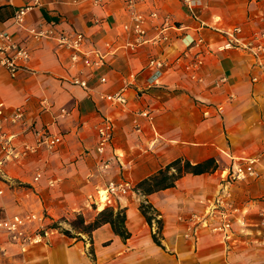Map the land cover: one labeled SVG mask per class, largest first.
I'll list each match as a JSON object with an SVG mask.
<instances>
[{"label": "crops", "instance_id": "crops-1", "mask_svg": "<svg viewBox=\"0 0 264 264\" xmlns=\"http://www.w3.org/2000/svg\"><path fill=\"white\" fill-rule=\"evenodd\" d=\"M194 1L190 6L186 0H143L140 8L156 10L160 18L133 52L120 48L134 39L124 30L130 14L123 0L101 6L88 0H0V30L31 49L27 67L16 76L0 66V100L8 113L18 105L27 109L24 120L6 122L4 131L17 135L14 152L25 143L36 145L39 129L61 136L54 149L42 144L24 157L11 155L1 167L0 218L34 211L45 221L32 228L53 230L43 243L25 249L0 230V264H264L259 217L264 209V62L243 47L226 46L232 38L225 33L242 25L240 37L246 40L263 31L264 0ZM26 5L34 7L25 27L15 23L14 13ZM167 16L170 39L157 41ZM27 27L49 28L51 34L35 40ZM63 31L84 32L85 51L105 53L111 43L116 52L98 68L74 62L72 50L59 43ZM200 37L207 51L195 73L176 64L151 80L152 57L173 60L187 52L188 60ZM74 77L88 79L90 87L74 84ZM127 81L125 106L101 98ZM146 110L151 116L143 115ZM105 116L115 121V138L101 155L97 126ZM178 157L194 163L215 157L221 167L186 175L176 186L149 195L131 192L98 200L110 180L137 184ZM245 157H257L260 171L233 184L237 201L246 205L245 224L236 220L228 239L202 225L187 237L188 217L204 212L236 159ZM142 201L162 219L157 234L162 245L153 237L157 224L151 226L140 210ZM105 206L126 209L128 239L110 223L95 229L89 242L49 226L78 214L90 222Z\"/></svg>", "mask_w": 264, "mask_h": 264}, {"label": "built area", "instance_id": "built-area-1", "mask_svg": "<svg viewBox=\"0 0 264 264\" xmlns=\"http://www.w3.org/2000/svg\"><path fill=\"white\" fill-rule=\"evenodd\" d=\"M94 6H101L107 0H88ZM127 11L130 14V22L124 24V30L133 34L134 39L121 45L120 48H128L130 51H136L138 46L146 42L147 34L155 22L160 18L159 12L156 10L145 11L140 8V3L143 0H123ZM190 6H194V0H186ZM34 5H26L18 8L14 13V21L20 26L26 27V18ZM165 26L159 32L160 35L155 39L157 41L169 40L170 35L168 28L172 24H168L169 16L165 19ZM174 25V24H173ZM29 33L35 40H40L42 37L49 36L51 30L49 28L27 27ZM244 28L242 25H235L234 27L225 31L232 40L226 46H240L248 50L256 59L264 62V30L254 31L243 40L240 35L243 34ZM60 45L72 50L71 58L74 62L82 61L87 67H102L107 63L108 54H114L112 49L113 44L107 43L108 51L103 53L99 49H92L85 51L83 46L86 42L87 36L82 31H63L58 33ZM205 40L200 37L194 41L191 48H197V52L193 57L186 60L190 55L187 52L177 56L173 60H168L160 57H152L149 60L148 66L154 67V72L151 80L157 81L158 78L169 68L176 64H182L187 70L195 73L199 67L204 63L203 54L207 51L204 48ZM31 58V49L27 44L17 40L15 36L7 30H0V66L7 68L13 76H16L20 70L27 67ZM131 74L130 77H134ZM106 77H102L101 81L105 82ZM74 84H78L84 88H89V80L82 77H74L72 79ZM129 86L127 81L125 85L117 92L101 94V98L112 103L125 106L128 103L126 89ZM143 115L151 116L149 111H143ZM27 116V109L23 105L15 106L10 113H8V105L0 100V171L4 162L8 161L11 155L26 156L31 152L38 150L39 146L46 144L50 149H54L61 142V136L49 133L39 129L37 131L38 140L36 145L23 144L21 149L16 152L14 141L17 135L4 131L6 122H17L24 120ZM98 143L96 150L101 155L105 153L107 146L115 138V121L110 116H105L99 125ZM260 175L258 169L257 157H245L241 162H236L235 167L227 173L222 180L221 190L218 195L209 201L204 212H193L188 217V230L186 236H195L198 234L200 225L208 229L212 233L222 236L225 239L230 238L233 224L236 220L245 224L246 215L243 214L246 205L239 203L236 199V194L233 190V184L238 181H243L248 178H255ZM39 177H36L38 179ZM136 186L131 180L116 181L110 180L107 186L98 192V200L100 202H109L115 195H125L135 192ZM2 192V189H0ZM95 199V197H93ZM97 200V199H96ZM260 224L264 226V209L259 213ZM45 221V216L38 212L29 211L25 213H16L8 217L0 218V230L6 233L12 242L17 243L21 248L25 249L31 244L43 243L46 236L53 230L51 228L34 229L32 224Z\"/></svg>", "mask_w": 264, "mask_h": 264}, {"label": "trees", "instance_id": "trees-1", "mask_svg": "<svg viewBox=\"0 0 264 264\" xmlns=\"http://www.w3.org/2000/svg\"><path fill=\"white\" fill-rule=\"evenodd\" d=\"M218 167L219 164L215 157H209L196 163L188 158L178 157L138 182L137 189L141 194L149 195L176 186L177 182L186 175L213 172ZM140 210L151 226L153 225V220L156 221L158 231L153 234V237L159 245H162L157 235L163 226L162 219L158 218L157 212H155L150 203L142 201ZM65 221H67L70 228L64 227L60 222H53L51 227L59 229L70 237L82 238L84 235H87L91 238L95 229L105 223H110L114 232L123 239L126 240L131 236V232L127 228V212L123 207L105 206L98 211L95 218L90 222H87L82 214H78L74 219Z\"/></svg>", "mask_w": 264, "mask_h": 264}, {"label": "rangeland", "instance_id": "rangeland-1", "mask_svg": "<svg viewBox=\"0 0 264 264\" xmlns=\"http://www.w3.org/2000/svg\"><path fill=\"white\" fill-rule=\"evenodd\" d=\"M242 161V159L241 158H238V159H236V162H241ZM228 162H224L223 164H227ZM218 164H219V167L218 168H220L221 167V163H219L218 162ZM224 165V166H225ZM223 167V166H222ZM216 171V170H215ZM135 186H136V190H135V192L138 194H141L140 192H139V190L137 189V184H135ZM99 210H101V209H99ZM76 217V216H75ZM75 217H73V218H71V219H74ZM65 220H70V219H66V218H64V219H61V220H59V221H54V222H60L64 227H66V228H70V226H67V225H69L68 223H67V221H65ZM44 222V221H43ZM37 223H40V222H37ZM154 223H156V221L155 220H153V224ZM65 224H67V225H65ZM51 225L52 224H50L49 226L51 227ZM53 228V227H52ZM54 229H56V228H54ZM58 231H60L59 229H57ZM61 232V231H60ZM61 233H63V232H61ZM64 234V233H63ZM84 236H86V238H88V242H89V237L87 236V235H84ZM90 244H88V246H89Z\"/></svg>", "mask_w": 264, "mask_h": 264}]
</instances>
